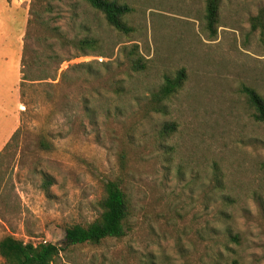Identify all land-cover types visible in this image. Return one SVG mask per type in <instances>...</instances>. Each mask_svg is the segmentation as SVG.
Wrapping results in <instances>:
<instances>
[{"label":"rangeland","instance_id":"obj_1","mask_svg":"<svg viewBox=\"0 0 264 264\" xmlns=\"http://www.w3.org/2000/svg\"><path fill=\"white\" fill-rule=\"evenodd\" d=\"M120 1L132 8L129 34L83 2L43 13L70 38H99L107 54L51 63L55 80L20 89L21 122L0 151V238L63 246L65 227L93 221L103 184L118 180L131 202L126 235L64 247L51 264H264V122L241 92L264 98V29L249 20L264 0H221L215 37L203 28L206 0ZM37 36L30 26L24 38L27 62L40 57L35 76L47 53ZM129 50L144 69L130 68ZM83 62L102 78L72 67ZM182 68V88L154 110L151 93ZM170 121L176 131L162 133Z\"/></svg>","mask_w":264,"mask_h":264},{"label":"trees","instance_id":"obj_2","mask_svg":"<svg viewBox=\"0 0 264 264\" xmlns=\"http://www.w3.org/2000/svg\"><path fill=\"white\" fill-rule=\"evenodd\" d=\"M75 1L83 2L93 10L99 12L108 26L114 30L129 34L133 31V27L128 23L127 16L131 13V6L120 0H31L29 9L28 28L34 26V31L38 33L37 42L44 47L47 53L42 61L43 67L39 70V74L35 76L34 67L40 61V57L36 54L30 55L27 62V45L23 46L22 54V81L21 89L26 83L34 81H42L48 78L55 80L58 70L55 67L52 70L51 63L58 65L64 60H70L82 55H101L105 56L104 46L101 40L95 36H84L82 38L68 37L58 26H52L43 19V13L51 11L53 2ZM221 0H206L205 13L203 17V28L209 37H215L219 27ZM251 29H264V5L259 8L256 15L250 17ZM25 35V36H26ZM58 50H69L70 54L60 56ZM34 53V52H33ZM129 50V65L132 70L138 71L145 67V60L142 56L134 55L138 53ZM115 62V61H114ZM101 68L109 71L113 65L112 61H96ZM86 66V72L89 75L102 78L100 70L92 68L90 63L74 64L72 67ZM66 73L65 70L60 72V76ZM186 79L185 70L182 68L174 75H166L160 87L150 96V105L158 112H164L165 102H167L180 88H182ZM108 85L112 82L106 79ZM241 92L246 97L247 103L252 108V117L255 121L264 122V98L252 87L243 85ZM23 94V93H22ZM177 129V123L170 121L164 124L162 133L170 135ZM18 130L14 132L11 141L14 139ZM41 146L46 147L48 142L42 140ZM9 145V144H8ZM7 145V146H8ZM6 146V147H7ZM215 182L220 183L222 177L218 165L215 164L213 170ZM51 183V177L46 175L42 187L46 191ZM100 213L91 222L82 224L75 223L65 227L63 246L55 243L41 241L38 243L24 242L11 234L4 235L0 238V264H51L59 255L60 251L67 246L79 244H99L107 238H122L129 229L128 219L131 215V202L127 192L120 185L118 180H108L103 184L102 196L99 200Z\"/></svg>","mask_w":264,"mask_h":264},{"label":"crops","instance_id":"obj_3","mask_svg":"<svg viewBox=\"0 0 264 264\" xmlns=\"http://www.w3.org/2000/svg\"><path fill=\"white\" fill-rule=\"evenodd\" d=\"M27 1L0 0V151L21 122L22 112L18 106L22 102L20 89L29 14Z\"/></svg>","mask_w":264,"mask_h":264}]
</instances>
